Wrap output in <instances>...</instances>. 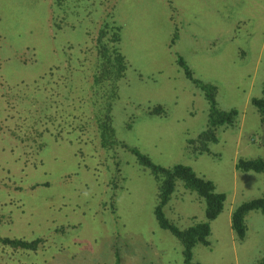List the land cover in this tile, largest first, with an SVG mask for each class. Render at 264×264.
Returning a JSON list of instances; mask_svg holds the SVG:
<instances>
[{"label":"rangeland","instance_id":"374dc122","mask_svg":"<svg viewBox=\"0 0 264 264\" xmlns=\"http://www.w3.org/2000/svg\"><path fill=\"white\" fill-rule=\"evenodd\" d=\"M104 21L120 27L127 64L112 104L115 141L157 166H188L226 196L210 246L196 245L192 263L264 259V216L247 214L243 242L230 223L236 207L264 193L262 174L235 170L239 158L264 160V122L250 104L263 97L264 0H0V235L45 239L35 254L0 247L1 263L184 264L154 219L153 176L123 148L100 147L88 98ZM178 57L217 87L220 110L238 112L210 154L187 149L208 105ZM157 106L164 116L149 114ZM204 207L177 182L164 215L184 230L206 222Z\"/></svg>","mask_w":264,"mask_h":264},{"label":"trees","instance_id":"16d2710c","mask_svg":"<svg viewBox=\"0 0 264 264\" xmlns=\"http://www.w3.org/2000/svg\"><path fill=\"white\" fill-rule=\"evenodd\" d=\"M119 42L120 27L112 21H104L97 30L94 39L95 67L88 98V103L94 113L100 147L107 151L115 147L123 148L135 157L138 167L149 171L153 176L157 183L154 219L161 230L169 232L178 241L182 249L184 264H193V248L196 245L206 248L210 246L208 241L211 234L210 223L222 213L226 196L216 191L212 181L199 177L188 166L174 165L170 168L157 166L147 155L140 153L137 149L115 141L111 117L112 104L117 97V83L124 78L127 70L125 59L118 48ZM177 64L182 69L185 78L204 94L208 105L206 127L195 140L187 141V149L198 156L210 154L209 146L219 142L218 132L236 126L238 112L234 109L220 110L216 101L217 87L195 79L182 58L178 57ZM250 104L259 114L261 121L264 122V88L263 97L251 99ZM148 110L150 115L164 116L165 114L160 106L148 108ZM235 170L240 173L252 172L264 176V160L239 158L235 163ZM177 182H181L185 190L194 193L198 199L204 202L206 222L180 230L165 217L164 208L171 201ZM37 187H47V184H37L32 189ZM110 203L111 214L115 216L116 209L113 200ZM254 211H258L264 216V193L260 198L244 202L233 210L230 218L231 230L238 242L245 240L248 229L245 217ZM44 244L45 239L41 237L26 240L23 238L11 239L0 235V247L12 252L35 254ZM0 264H2L1 261ZM254 264H264V259Z\"/></svg>","mask_w":264,"mask_h":264}]
</instances>
